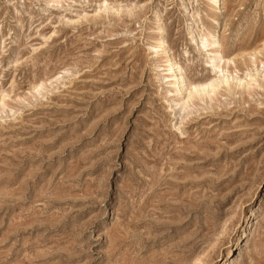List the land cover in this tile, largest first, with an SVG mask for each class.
I'll list each match as a JSON object with an SVG mask.
<instances>
[{"label": "rangeland", "instance_id": "obj_1", "mask_svg": "<svg viewBox=\"0 0 264 264\" xmlns=\"http://www.w3.org/2000/svg\"><path fill=\"white\" fill-rule=\"evenodd\" d=\"M0 264H264V0H0Z\"/></svg>", "mask_w": 264, "mask_h": 264}, {"label": "bare ground", "instance_id": "obj_2", "mask_svg": "<svg viewBox=\"0 0 264 264\" xmlns=\"http://www.w3.org/2000/svg\"><path fill=\"white\" fill-rule=\"evenodd\" d=\"M51 2L57 3L58 1L60 2L61 0H50ZM220 3V0H214V4H218ZM163 30V28H162ZM207 36H206V47L211 48V52H212V58L211 60L212 62V66L214 68H220L221 69V64L222 63H227L228 60H226L225 56H223V53L221 52V50L216 46V41L214 40V38L211 40L210 36L212 35L211 32H207ZM160 41V40H159ZM218 44V43H217ZM160 47H162V49H164L165 51H167L168 46L165 44V40L161 41V45ZM155 49H158L157 46H155ZM161 50V49H158ZM211 54V53H210ZM167 62L168 65L170 66V69L173 70L174 72V82H173V86H174V90L176 92H179V95L181 98V100H185L186 101V96H183V93L186 91H189V96H191L194 92L195 93H210V86L211 87H218L223 83H227L228 82V78L226 77H221L218 76L217 79H212L208 82L205 83H192L190 85V89L186 88V80H185V76L184 74L181 72L182 69H180V67L177 65L176 62L173 61V58H171L168 55L167 58ZM216 72V70H213ZM216 76V75H215ZM40 85L36 86V88H38ZM189 86V85H188ZM215 89V88H214ZM212 91V90H211ZM195 96V95H194ZM190 98H188L189 101ZM180 101V100H179Z\"/></svg>", "mask_w": 264, "mask_h": 264}]
</instances>
